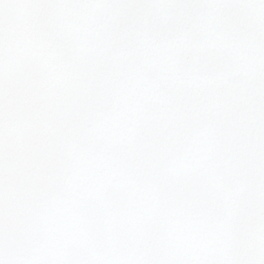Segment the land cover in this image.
<instances>
[{
    "label": "snow or ice",
    "instance_id": "6c2138e0",
    "mask_svg": "<svg viewBox=\"0 0 264 264\" xmlns=\"http://www.w3.org/2000/svg\"><path fill=\"white\" fill-rule=\"evenodd\" d=\"M0 264H264V0H0Z\"/></svg>",
    "mask_w": 264,
    "mask_h": 264
}]
</instances>
